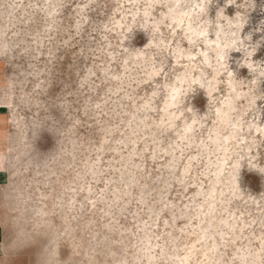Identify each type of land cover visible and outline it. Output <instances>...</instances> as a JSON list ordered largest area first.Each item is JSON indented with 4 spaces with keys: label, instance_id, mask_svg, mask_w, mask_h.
Masks as SVG:
<instances>
[{
    "label": "rangeland",
    "instance_id": "obj_1",
    "mask_svg": "<svg viewBox=\"0 0 264 264\" xmlns=\"http://www.w3.org/2000/svg\"><path fill=\"white\" fill-rule=\"evenodd\" d=\"M57 3L54 19L45 15ZM134 3L0 0V92L6 89V99L15 95L29 124L24 135L19 127L6 125L2 117L8 112L0 113V219L9 264H36L37 254L58 237L63 257L69 235L79 245L76 264H179L177 255L189 251L207 224L205 216L202 226L195 216L203 203L196 190L200 181L202 191L210 188L213 166L208 170L207 163L220 158L212 154L211 137L228 132L214 120L223 90L217 89L207 113L194 114L201 125L189 137L192 147L176 129L160 127L158 115L140 111L138 104L151 90L146 73L167 61L153 46L133 51L123 39ZM121 19L124 24L118 30ZM136 53L144 54L136 60L139 65L132 63ZM112 75H120L119 80ZM240 85L264 96V79L254 84L244 79ZM68 108L77 113L73 120L61 115ZM240 108L234 119L242 117L245 140L234 154L251 138L246 123L253 113L243 111V101ZM254 115L264 126V106ZM48 129H55L59 141L51 152L45 151L52 146ZM171 147L180 159L176 169L168 171L170 155L164 151ZM195 155L186 183L179 182L181 169ZM237 193L239 197L226 193L216 207L222 211L214 213L236 223L235 228H208V240L197 244L190 264H209L202 253L213 240L217 249L210 264H241L244 253L245 260L264 264V184L245 171ZM237 235L243 239L234 240Z\"/></svg>",
    "mask_w": 264,
    "mask_h": 264
},
{
    "label": "clouds",
    "instance_id": "obj_2",
    "mask_svg": "<svg viewBox=\"0 0 264 264\" xmlns=\"http://www.w3.org/2000/svg\"><path fill=\"white\" fill-rule=\"evenodd\" d=\"M126 33L123 39L133 51L153 46L167 61L151 69V90L139 110L158 115L161 124L188 138L196 131L194 114L207 113L213 95L222 89L215 118L236 134L241 119L234 114L243 101V111L253 113L246 123L251 138L229 162L230 180L240 186L247 171L264 184V126L254 115L264 106V96L240 85L244 79L251 78L253 84L264 79V0H137ZM141 37L146 43H134ZM61 115L73 120L77 113L68 108ZM48 133L52 146L45 151L51 152L59 141L55 129ZM65 244L62 257L60 238L51 241L37 254L36 264H76L79 245L71 235Z\"/></svg>",
    "mask_w": 264,
    "mask_h": 264
},
{
    "label": "bare ground",
    "instance_id": "obj_3",
    "mask_svg": "<svg viewBox=\"0 0 264 264\" xmlns=\"http://www.w3.org/2000/svg\"><path fill=\"white\" fill-rule=\"evenodd\" d=\"M135 2H137V0H134ZM59 4H54L52 7H50L47 11H45V15L47 16H53L54 13H57V8H58ZM18 8V5L16 7H11V11H10V14H12L14 12L15 9ZM125 14V12L123 13ZM53 19H54V16H53ZM52 19V20H53ZM25 21H28V19L26 18ZM54 23V21H53ZM124 24V21L121 19V20H118L117 21V26H118V30L119 29H122V26ZM13 25V22H11L9 25L6 26V32L7 30H9ZM49 26H51V24H49ZM128 26V24H127ZM126 30V29H125ZM4 31V32H5ZM7 44L4 45V47H6ZM143 53H136V55L134 54V58L132 60V63H137L136 60H139V59H142L143 58ZM128 58V57H127ZM141 61V60H139ZM138 61V62H139ZM141 63V62H139ZM138 64V63H137ZM147 64V63H146ZM139 65V64H138ZM153 66V65H152ZM150 66V67H152ZM149 67V68H150ZM154 67V66H153ZM152 67V68H153ZM148 70V72L146 73L147 75V78H145L144 80H150L152 79V76H151V69ZM106 71V70H104ZM111 76V75H110ZM113 76V75H112ZM119 76L120 75H115L113 76V78H115L116 80L118 79L119 80ZM114 82V81H113ZM124 82V81H123ZM122 82V83H123ZM140 82V81H138ZM38 83V82H37ZM122 85V84H121ZM119 91V90H118ZM6 89H3L2 92H0V113H6L8 112V115L6 116H3L2 118L6 119V125L8 127H19L20 130L23 132L24 135H26L29 131V124L28 122L26 121L24 115L22 114V112L20 111V104L18 103L17 99L15 98V95L14 94H11L9 96L8 99H6ZM116 93V92H115ZM27 95V94H25ZM257 95V94H256ZM29 96V95H28ZM128 96V95H127ZM259 96V94L257 95ZM139 105V104H138ZM136 106V105H134ZM217 107V106H216ZM138 109V107H137ZM136 109V110H137ZM240 117V116H239ZM242 118V117H240ZM139 119V118H138ZM132 120V119H131ZM214 120H216L214 118ZM134 121V120H133ZM144 121V120H143ZM145 122V121H144ZM143 122V123H144ZM242 122V121H241ZM2 124V123H1ZM128 124V122H127ZM130 124H131V121H130ZM148 124V123H146ZM151 124V123H150ZM157 124V123H155ZM218 124V123H217ZM136 125V124H135ZM152 125V124H151ZM158 125H160V127H163L165 126V129H168V128H171V127H168L167 125L165 124H161L158 123ZM157 125V126H158ZM201 124L199 123L198 126L196 127H199ZM220 128L222 129H228V132L226 135H222L220 131H217L214 133V136L211 137V143H212V146L214 148V152H212V154L214 153H219L218 155L220 156V158L217 160L216 163H214V161L212 162L211 160L208 161V170H210L209 168L212 167V173H213V176H210V183H211V186L210 188L207 190V191H202V185H199L198 182L197 183V189L198 191L196 190V195L198 196H201L202 199H203V203L202 204H198V210H197V213L195 214V216L198 217V223H200L199 225L202 224L203 220L202 218L204 217L206 220H207V224L204 225V227H202L201 230V233L199 235H197L196 239L194 241H192V244H191V247L189 248V251H185V254L183 257L179 255H177V258L179 260V264H190V260L193 258V256L195 255V250L198 248L197 244L202 242V241H207L208 240V236H207V231L208 228L210 227H214L215 229L218 228V227H226L228 230H233L235 228V225L236 223H229L228 219L226 218H221L220 217H217L216 214L214 213H218V212H221L222 210L218 208V210L216 209L217 207V203H221L223 202L224 198H222L223 196L226 195V193H229L230 195H232L233 197H239L240 195L237 193V185L234 184L233 182H231L230 180V169L228 170V174H225L227 172V168L230 167L228 164H229V161L232 160L233 156L234 155H237V154H234V152H232L233 150L236 149V147H240V142H241V132L242 131V124L240 125V130L238 133L234 134L233 132V129L228 126V125H220L218 124ZM146 126V125H145ZM149 126V125H148ZM136 127H138L137 125L134 127L136 129ZM151 127V126H150ZM129 128V127H128ZM139 128V127H138ZM143 128V127H142ZM134 129V130H135ZM247 130V129H246ZM111 131V130H110ZM139 131H141V129H139ZM108 132H109V129H108ZM112 132V131H111ZM142 132V131H141ZM177 132V130H176ZM213 132V131H212ZM134 134H135V131H134ZM191 137V136H190ZM136 138V137H135ZM179 138L181 140H186L188 141L187 143L192 147V144L194 143V141H191L190 138H181V135H179ZM193 138V137H191ZM129 139V138H128ZM245 140V139H243ZM107 141V140H106ZM130 142V141H128ZM141 142V141H140ZM196 144L199 145V140L196 141ZM137 143V142H135ZM134 145V144H133ZM137 145V144H136ZM148 145V144H147ZM146 145V146H147ZM150 145V144H149ZM194 145V144H193ZM196 146V145H195ZM242 146V145H241ZM1 147V146H0ZM135 147V145H134ZM150 147V146H149ZM176 147V146H175ZM197 147V146H196ZM202 148H204L205 150H207L208 148V145H201ZM233 147V148H232ZM177 148V147H176ZM176 148H170V150H166L163 151L165 152V154H169L170 155V158H169V161L170 163L167 164L168 166V171L169 169L171 170H175L176 169V164L177 162L179 161L180 157L179 156H176L175 155V151H176ZM200 148V149H202ZM232 148V149H231ZM146 149V148H145ZM157 149V148H156ZM179 149V148H178ZM177 149V150H178ZM111 150V149H110ZM116 150V149H115ZM155 149H153L154 151ZM158 150V149H157ZM160 150V149H159ZM204 150V151H205ZM143 151V150H142ZM145 151V150H144ZM202 151V150H201ZM236 151V150H235ZM239 152V149L237 150ZM236 151V152H237ZM155 152V151H154ZM158 152V151H157ZM160 152V151H159ZM203 152V151H202ZM161 153V152H160ZM159 153V154H160ZM206 153V152H204ZM156 154V152H155ZM157 155V154H156ZM142 156V155H141ZM194 156V155H193ZM199 156V155H197ZM204 156V155H203ZM212 156V155H210ZM218 156V157H219ZM155 157V156H154ZM153 157V158H154ZM192 157V156H191ZM190 157V158H191ZM3 158V154L0 153V159ZM189 158V157H188ZM199 158V157H198ZM216 158V157H215ZM159 159V158H158ZM162 159V158H161ZM197 157L195 155L194 158H191L189 161H186L187 164L181 169V176H180V179H179V182H185L188 174H190L191 170L193 169L192 167L194 166L193 165V161L196 160ZM188 160V159H187ZM199 160V159H198ZM197 160V161H198ZM200 162V161H199ZM1 163V162H0ZM166 164V163H165ZM206 165V164H205ZM161 166V165H160ZM166 168V167H165ZM140 170V169H139ZM211 172V171H210ZM208 172L206 171V174ZM205 174V173H203ZM205 174V176L207 177V175ZM208 176V177H209ZM213 177V178H212ZM136 178V177H135ZM212 178V179H211ZM110 180V179H109ZM196 182V180H194ZM198 181V180H197ZM129 182V181H128ZM227 182V183H226ZM186 183V182H185ZM202 183V182H201ZM200 183V184H201ZM188 186H189V183H188ZM221 186V187H219ZM87 189V188H86ZM185 189H187L185 187ZM86 192V191H85ZM194 194V193H193ZM195 195V194H194ZM117 200V199H116ZM194 200V199H193ZM192 200V201H193ZM227 202V201H226ZM170 204V203H169ZM168 204V205H169ZM92 206V205H91ZM167 206V205H165ZM151 208V207H150ZM222 208V207H220ZM220 210V211H219ZM40 212V211H39ZM223 215V214H222ZM234 215V214H233ZM203 216V217H202ZM202 217V218H201ZM219 218V219H218ZM237 218V217H236ZM204 219V220H205ZM236 220V219H235ZM237 222V221H236ZM242 225L244 227H246L248 224L246 222H242ZM194 226V225H193ZM202 226V225H201ZM239 228L241 229L242 227L239 226ZM239 230V229H238ZM190 234V233H189ZM194 234V233H193ZM222 234V233H221ZM189 236V235H188ZM224 236V235H223ZM238 238H241L243 239L241 236L237 235L236 239ZM256 238V237H255ZM186 239V238H185ZM216 241V240H215ZM215 241L213 240V242L209 245H206V251L202 253V258H205L206 261L209 262V264L212 262L213 258L211 257V253L214 252L215 249H217V244L215 243ZM203 243V242H202ZM210 243V242H209ZM155 246V244H154ZM158 246V245H157ZM162 246V245H161ZM163 247V246H162ZM162 250V249H161ZM185 250V249H184ZM244 252V251H243ZM247 254L244 253L243 254V257H239L241 259V264H254V262H250V261H247L245 260V256ZM148 258V257H147ZM152 258V257H151ZM260 258V254H257L255 256V259L256 260H259ZM7 260V259H5ZM172 261V260H171ZM253 261V260H252ZM148 262V261H147ZM205 263V262H203Z\"/></svg>",
    "mask_w": 264,
    "mask_h": 264
},
{
    "label": "crops",
    "instance_id": "obj_4",
    "mask_svg": "<svg viewBox=\"0 0 264 264\" xmlns=\"http://www.w3.org/2000/svg\"><path fill=\"white\" fill-rule=\"evenodd\" d=\"M1 171V170H0ZM11 259V256L6 253L5 250V240H4V234H3V226L0 219V264H9V262L6 260Z\"/></svg>",
    "mask_w": 264,
    "mask_h": 264
}]
</instances>
